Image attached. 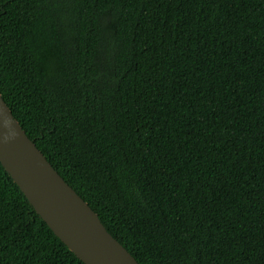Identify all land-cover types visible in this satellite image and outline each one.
<instances>
[{
	"label": "trees",
	"instance_id": "obj_1",
	"mask_svg": "<svg viewBox=\"0 0 264 264\" xmlns=\"http://www.w3.org/2000/svg\"><path fill=\"white\" fill-rule=\"evenodd\" d=\"M0 94L138 264H264V0H0ZM0 264H83L1 164Z\"/></svg>",
	"mask_w": 264,
	"mask_h": 264
},
{
	"label": "water",
	"instance_id": "obj_2",
	"mask_svg": "<svg viewBox=\"0 0 264 264\" xmlns=\"http://www.w3.org/2000/svg\"><path fill=\"white\" fill-rule=\"evenodd\" d=\"M0 164L34 212L83 264H138L26 136L1 94Z\"/></svg>",
	"mask_w": 264,
	"mask_h": 264
}]
</instances>
